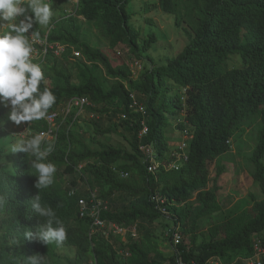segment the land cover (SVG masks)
<instances>
[{
  "label": "trees",
  "instance_id": "obj_1",
  "mask_svg": "<svg viewBox=\"0 0 264 264\" xmlns=\"http://www.w3.org/2000/svg\"><path fill=\"white\" fill-rule=\"evenodd\" d=\"M130 1L77 0L73 14L55 22L47 35L50 42L65 45L61 56L48 53L41 62V68L63 80V84H57L49 83L45 78L40 85L41 91L47 87L56 97L49 111L64 100L84 95L94 106L112 105V111L122 114L125 117L123 122L131 130L129 150L104 143L101 149L91 150L71 129L76 123L72 121L73 112L56 120V136L52 142L55 149L48 161L56 165L57 172L54 183L40 195L42 203L54 210L66 229L67 239L63 245L74 248L73 259L67 260L72 264H123L109 240L98 234H89L90 219L78 215L76 198L67 196L60 186L61 169L66 173L77 172L89 190L98 188L97 197L110 198L118 193L125 197L127 200L122 207L107 206L101 210L100 217L125 227L137 222L138 233L141 231L140 222L150 223L163 216L153 207L154 192L165 198V207L174 226L188 217L187 211L178 205L193 195L199 208L192 221L184 259L203 264L210 256L222 259L223 254L233 250H245L248 256L254 235L261 237L264 243V198L257 199L248 193L251 204L211 223L206 233L199 231L204 235L198 243L193 229L198 226L197 219L221 210L216 182L225 168L216 165L213 189H207L208 162L228 153L234 130L255 118L258 126L256 143L249 156L253 165L251 177L264 194V0H158L159 8L173 15L174 26L182 29L187 42L166 63L151 65L135 78L112 49L125 44L139 57L151 47L156 37L150 33L139 46V30L132 26L131 14L127 11ZM77 16L93 24L107 48L92 46L79 39L81 24ZM31 31L39 32L40 36L44 33L35 23ZM74 49L83 59L75 83L70 80V74L57 69V60L67 58ZM233 54L240 56V63L229 66L226 60ZM90 65L101 66L105 75L114 79L108 89H104ZM169 80L172 85L168 84ZM130 93L143 96L141 100L136 98L144 106V114L129 107ZM92 105L86 109L95 110ZM102 110H106V106ZM181 111L183 121L176 125L182 130L188 126L187 132L191 135L186 159L177 169L159 165L153 174L147 173L138 145L151 143L156 158L167 161L168 142L164 134L167 115L173 116ZM3 118L5 114L0 108V120ZM142 118L148 131L139 139L137 132ZM32 129L43 131L47 124L43 120L34 121ZM2 153L0 147V155ZM29 159L18 151L9 162L11 167L0 163V194L9 200L0 212L3 228L0 264H19V255L28 257L39 253L47 257L49 254L48 246L22 237L23 228L35 231L44 219L32 212L27 204L38 191L34 187L36 176L30 169ZM78 165H81L79 169ZM121 172L128 174L121 176ZM19 225L22 243L11 249L16 253V260H13L5 251L10 238L19 236ZM125 247L130 251L127 260L130 264H161L168 259L167 253L157 249L156 245L150 248L147 238L129 239ZM179 247L182 248V241ZM151 251L155 257L150 256Z\"/></svg>",
  "mask_w": 264,
  "mask_h": 264
},
{
  "label": "rangeland",
  "instance_id": "obj_2",
  "mask_svg": "<svg viewBox=\"0 0 264 264\" xmlns=\"http://www.w3.org/2000/svg\"><path fill=\"white\" fill-rule=\"evenodd\" d=\"M77 0H46L50 3L53 10V18L49 26H41L43 31H47L50 27H54L58 20L73 14L74 6ZM127 11L131 14V24L135 29L139 30L138 43L139 46L142 40L150 33L155 35L154 42L151 47L142 52L139 57L135 56L125 44L117 45L112 49L118 56L119 60L126 64L132 71V77L135 78L144 69L151 67V65H160L166 63L171 57L176 55L187 42V37L181 28L174 26V17L172 14L163 12L158 5V0H131L127 5ZM79 23L81 24L80 36L81 41H86L92 46H98L107 48L106 42L99 36L97 30L91 22L86 21L83 17L77 16ZM7 29L0 27V34H3ZM27 35V33H26ZM78 52L79 56L73 55L72 52ZM150 58H148L147 56ZM82 56L78 50H72L67 58H61L57 60V69H61L64 73L71 75L70 80L77 82L76 74L82 68L80 63ZM226 63L229 66H236L240 63V56L233 54L228 57ZM94 75L98 78L104 89H108L114 82V79L107 77L101 66L90 65ZM43 68V67H42ZM48 75L46 76L45 73ZM44 77L47 78V82H55L57 84H63L62 78L56 76L52 72H48L43 68ZM168 84L172 85L169 80ZM182 92L181 89H178ZM140 100L143 96L135 94ZM65 104V100L62 101L56 108L59 110ZM106 106V110H102V107ZM95 107L93 111L85 109L84 112L76 119V123L71 128L73 133L79 135L81 139L90 147L91 150H99L102 148L101 144H109L114 147H118L124 150H129V139L131 130L126 127L125 117L119 112L112 111V105H92ZM5 114V121L3 126H0V147L3 148V153L0 155L2 158L8 150L9 144L15 141L17 138L16 133L19 131V126L15 125L8 119L10 112V106L6 107L3 103H0ZM60 119L63 116L60 115ZM183 121V111L173 116L167 115V125L164 129V134L168 142V150L165 153L167 158L171 151L178 146L184 140V134L182 129L177 127V123ZM5 125V126H4ZM258 126V119L253 121H246L234 130V135L230 139V150L228 153L215 158L208 162V184L207 189H213L212 183L215 175L216 165L221 164L224 166L225 171L219 176L216 184L219 189L216 191L217 200L221 206V210L211 216H203L197 219L198 226L193 229L194 234L197 237L196 242H200L207 227L219 220L225 219L228 215L236 212L251 204L248 193H252L257 199L264 198V194L261 192L257 182L251 177L253 171V165L249 160L251 151L256 143V128ZM113 129L111 131H105L106 129ZM12 129V130H11ZM185 129H189L185 126ZM13 131V132H12ZM101 131H105L102 133ZM14 133V134H13ZM16 156L15 153H9L4 158L8 162ZM164 157V159H165ZM168 159V158H167ZM166 159V160H167ZM165 161V160H164ZM264 163V157L262 158ZM5 167L10 166L0 162ZM166 164V163H165ZM62 170V169H61ZM60 186L66 192L69 188H76L80 195L87 193V184L78 177L77 172L66 173L61 172ZM60 174V175H61ZM98 188L94 189L95 197L98 194ZM99 202L111 208L122 207L126 202V198L121 194H114L110 198H102L100 195L97 197ZM183 207L187 211L188 217L178 226L180 233L182 234V255L184 256L189 247V238L192 229V221L195 219V212L199 208V204L194 200L193 195L184 203L178 205ZM141 231L138 233V238H147V243L150 248L156 245L157 249H161L168 253L167 249L170 248L167 240L168 230L172 227L171 219L168 216V212L153 220L152 222L142 221ZM3 228L0 225V242L2 240ZM112 245H116V239L109 240ZM118 244V243H117ZM49 254L47 255V264H72L69 260L73 259L74 248L68 245H62L57 247L55 244L48 245ZM119 260H122L119 256ZM151 257L153 251L150 253ZM246 257L245 250H233L228 251L222 255V263H242L243 258ZM91 264V262L87 263Z\"/></svg>",
  "mask_w": 264,
  "mask_h": 264
},
{
  "label": "clouds",
  "instance_id": "obj_3",
  "mask_svg": "<svg viewBox=\"0 0 264 264\" xmlns=\"http://www.w3.org/2000/svg\"><path fill=\"white\" fill-rule=\"evenodd\" d=\"M29 12L32 15H29ZM53 15L52 7L46 0H0V27L7 29L0 34V103L6 107L10 106L8 119L17 126L27 122L32 128L34 121L46 118L56 100L49 88L40 90V85L45 79L42 63L33 62V54L36 51L33 44L38 41L43 43L40 37L46 35L47 38L49 29L43 31L41 36L37 31L29 32L34 23L49 26ZM3 124L4 121L0 120V126ZM54 149V143L46 140V133L40 132L30 138L20 137L11 142L0 162L11 167L4 157L18 151L31 158L29 166L34 170V174L30 173L36 176L34 187L38 191L27 204L32 212L44 219L35 231L23 228L22 237L28 241H39L46 246L55 244L60 247L67 239L66 229L54 210L42 203L40 195L41 191L49 188L55 181L57 167L48 161ZM8 203L7 196L0 194V212ZM19 228V236L11 237L8 250H4L13 260H16V253L11 249L22 243L20 225ZM19 256V264H47L45 255L39 253L28 257Z\"/></svg>",
  "mask_w": 264,
  "mask_h": 264
},
{
  "label": "built area",
  "instance_id": "obj_4",
  "mask_svg": "<svg viewBox=\"0 0 264 264\" xmlns=\"http://www.w3.org/2000/svg\"><path fill=\"white\" fill-rule=\"evenodd\" d=\"M41 42H36L33 44L35 52L33 54V62L40 63L44 61L46 54L50 53L55 57H59L65 50V45L59 42H49L47 41L46 35L40 37ZM76 57L79 53L72 52ZM129 97L131 102L129 107L134 111H138L144 114V106L137 100L135 93H130ZM91 102L84 95L73 96L65 100V104L59 110L55 109L48 111L46 118L42 119L47 124L46 130L36 131L31 128V124L28 125L27 122H23L19 131L16 133L17 138L23 137L25 139L30 138L32 135L43 132L46 133V140L53 142L56 136V120L59 119L60 115L64 119L67 115H72V121L81 115L87 106H91ZM61 122V121H60ZM140 128L137 132V137L142 139L148 131L147 124L142 118L139 121ZM184 134V140L176 146V148L171 151L168 156L167 161H159L156 158V150L151 143H140L138 149L141 153V160L144 164L147 173L153 174L159 165L166 169H177L187 156V147L191 135L188 134L186 129L182 130ZM166 163V164H165ZM81 165H78V169ZM121 176H127V172H121ZM87 193L85 195H80L76 188H69L66 190V195L69 197L76 198V208L77 213L80 217H87L90 219L89 234H98L107 240L116 239L118 245L122 248H118V245H113L116 252H119L121 261L123 264H130L127 260L130 256V251L125 247L129 239H135L138 237L137 232V222H134L129 227L121 226L116 222L109 221L107 219H102L100 217L101 210L106 209L105 204L100 203L95 197L94 190H89L86 188ZM153 207L159 211L162 215L167 213L165 207V198L162 197L158 192H154L152 195ZM169 241V247L167 249V260H164L161 264H198L196 261L190 259L185 260L182 255V248L179 247V243L182 241V234L179 231L178 226L172 225L168 230L167 235ZM243 264H263L264 263V243L261 237L254 235L251 239V253L242 259ZM203 264H224L218 256H210ZM234 264V263H226Z\"/></svg>",
  "mask_w": 264,
  "mask_h": 264
},
{
  "label": "bare ground",
  "instance_id": "obj_5",
  "mask_svg": "<svg viewBox=\"0 0 264 264\" xmlns=\"http://www.w3.org/2000/svg\"><path fill=\"white\" fill-rule=\"evenodd\" d=\"M3 119H4V118H3ZM3 119H2V120H3ZM4 121H5V120H4ZM4 126H5V125H4ZM20 127H21V126H20ZM20 127H19V128H20ZM11 130H12V129H11ZM12 132H13V131H12ZM13 134H14V133H13Z\"/></svg>",
  "mask_w": 264,
  "mask_h": 264
}]
</instances>
